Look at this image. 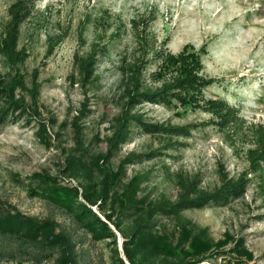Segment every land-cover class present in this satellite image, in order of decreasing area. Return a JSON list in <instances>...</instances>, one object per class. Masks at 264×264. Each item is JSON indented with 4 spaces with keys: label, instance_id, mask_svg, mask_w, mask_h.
<instances>
[{
    "label": "rangeland",
    "instance_id": "rangeland-1",
    "mask_svg": "<svg viewBox=\"0 0 264 264\" xmlns=\"http://www.w3.org/2000/svg\"><path fill=\"white\" fill-rule=\"evenodd\" d=\"M15 0H0V32L9 18L8 8ZM152 18L150 29L157 44L170 54H180L186 45L200 54L203 68L199 75L215 78L200 96V104L167 107L144 103L138 107L149 120L178 125H197L190 137L150 135L137 130L113 159L120 160L132 152L159 151L150 160L129 164L128 181L136 174L147 177L140 195L150 199L162 196L176 198V173L198 177L200 187L213 190L221 185V171L237 179L248 171L250 183L244 196L228 205L211 204L204 209L186 210L184 215L202 226H209L215 238L225 232L246 239L254 252L255 262L264 264V191L263 177L250 169L247 151L253 145L248 129L264 124V0H36L33 12L21 27L20 45L27 47L29 58L21 66L30 81L34 68L39 67L41 115L49 125L53 147H45L36 135L37 124L22 119H8L0 124V199L8 201L28 215L52 218L59 230L75 243L80 264H112L109 239L95 241L62 208L31 193L34 172L49 170L58 173L63 149L73 144L68 126L61 137L55 136L64 121L79 115L86 104L91 110L83 120L87 143L92 153L105 151V137L110 124L121 109L120 61L131 58L136 49L133 20ZM59 34L66 37L51 56L45 58L51 40ZM94 42L108 45L100 55L96 80L88 88L73 83L76 51L87 53ZM149 73L158 70L157 61ZM6 67L0 55V72ZM215 99L225 101L239 110L241 128H223L219 118L204 110L201 104ZM56 121L57 125L52 126ZM99 135V138H96ZM184 143L176 151L167 149L169 141ZM64 183H69L65 180ZM75 183V181H72ZM262 215V217H261ZM172 225V221H168ZM123 237L117 232L122 251ZM123 255V252H122ZM127 264L128 261L123 257ZM54 264V258L36 245H24L10 236L0 235V264ZM217 264H237L229 257Z\"/></svg>",
    "mask_w": 264,
    "mask_h": 264
},
{
    "label": "trees",
    "instance_id": "trees-1",
    "mask_svg": "<svg viewBox=\"0 0 264 264\" xmlns=\"http://www.w3.org/2000/svg\"><path fill=\"white\" fill-rule=\"evenodd\" d=\"M35 2L13 1L8 8L9 18L0 32V55L6 67L5 72H0V124L8 119L35 122L39 141L50 148L54 143L49 125L39 119L43 84L39 67L31 72L30 81L21 69L29 58L27 47L20 45L21 27L31 16ZM150 21L152 18L142 16L132 22L137 50L131 58L120 61L121 109L111 121V133L105 137L106 150L92 153V145L87 143L83 120L91 110L84 104L79 115L70 122L64 121L55 134L61 137L62 130L68 126L73 132V144L63 149L58 173L52 174L46 169L34 172L30 176L34 182L31 193L65 210L93 240L109 239L108 243L114 245L112 264H127L123 257L129 264H217L223 257H229V261L236 259L237 264L253 261L255 255L247 247L245 237L227 231L221 238H215L209 226H202L184 215L186 210L204 209L211 204L225 206L244 196L250 183L248 171L235 179L222 170L221 185L213 190L202 189L198 177L176 173V198L150 199L148 195H140L142 184L147 180L145 175L136 174L124 180L129 164L150 160L158 150L132 152L120 160L117 168L113 165V159L137 130L165 135L171 140V137H190L197 126L151 121L140 112L139 106L144 103L195 106L200 104L202 91L216 81L199 75L203 68L201 56L190 45L178 55L158 45ZM65 37L59 34L50 41L45 58L53 54ZM108 50V45L94 42L87 53L76 51L74 72L69 75L71 81L89 88L96 80L100 55ZM154 59L158 70L149 73ZM200 106L218 117V124L223 128L229 125L241 128L244 124L239 110L225 101L210 99ZM55 125L57 122H52V126ZM248 129L253 145L247 151V159L251 171L263 177L264 191V124H254ZM181 146L184 143L178 140L169 141L167 149L176 151ZM65 180L69 183H64ZM167 220H171L172 225ZM117 232L123 237L122 251L117 243ZM0 235L40 247L54 258V264H80L75 243L66 232L59 230L55 219L28 215L2 199Z\"/></svg>",
    "mask_w": 264,
    "mask_h": 264
},
{
    "label": "built area",
    "instance_id": "built-area-1",
    "mask_svg": "<svg viewBox=\"0 0 264 264\" xmlns=\"http://www.w3.org/2000/svg\"><path fill=\"white\" fill-rule=\"evenodd\" d=\"M253 262H255V260H253V261H247V262H244L243 264H252Z\"/></svg>",
    "mask_w": 264,
    "mask_h": 264
}]
</instances>
